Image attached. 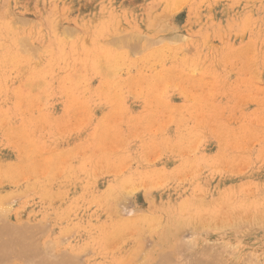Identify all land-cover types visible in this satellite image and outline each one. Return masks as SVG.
<instances>
[{
    "label": "rangeland",
    "instance_id": "obj_1",
    "mask_svg": "<svg viewBox=\"0 0 264 264\" xmlns=\"http://www.w3.org/2000/svg\"><path fill=\"white\" fill-rule=\"evenodd\" d=\"M0 230L17 264H264V0H0Z\"/></svg>",
    "mask_w": 264,
    "mask_h": 264
},
{
    "label": "bare ground",
    "instance_id": "obj_2",
    "mask_svg": "<svg viewBox=\"0 0 264 264\" xmlns=\"http://www.w3.org/2000/svg\"><path fill=\"white\" fill-rule=\"evenodd\" d=\"M5 223V222H4ZM21 226H19L18 227V229L20 228ZM24 227V226H23ZM25 227H27V226H25ZM14 228H16V227H14ZM14 228L12 227V229H11V227H10V229L11 230H8L7 228H6V230L4 231V232H8V233H11V231H12V233H13V231L15 232V230H14ZM17 229V230H18ZM21 229V228H20ZM28 229H30L29 227H27V230ZM2 230V229H1ZM0 230V231H1ZM19 231V230H18ZM17 231V232H18ZM17 232H16V235L18 236V234H17ZM19 232H22L23 233V231L22 230H20ZM3 233V231L1 232V234L0 235H3L2 234ZM21 233V234H22ZM29 233H32V231L30 232L29 231ZM21 234H19V236L21 235ZM25 235V234H24ZM23 235V236H24ZM6 237V236H5ZM26 237V236H25ZM3 237L1 236V239H0V264H17L18 262H16V261H20V260H23V259H25L26 261H28L29 259H30V255H28L29 253H27L28 252V250H29V248L28 249H26L27 250V252H25L26 250L24 249V242H23V244L21 243V241L22 240H17V239H15V237H14V235H13V238H9V239H6V240H4V239H2ZM7 238V237H6ZM20 239V238H19ZM22 239V238H21ZM23 241H26V240H24L23 239ZM28 247H29V245H28ZM26 248V247H25ZM6 250H10L11 252L13 251V253L12 254H5V251ZM25 261V262H26ZM47 262V260L45 261V263ZM39 263H41L40 261H39ZM27 264V263H26Z\"/></svg>",
    "mask_w": 264,
    "mask_h": 264
}]
</instances>
